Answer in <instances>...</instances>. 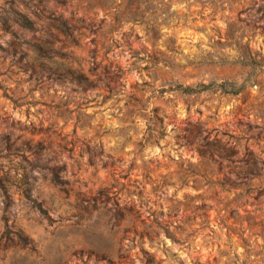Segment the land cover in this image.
Wrapping results in <instances>:
<instances>
[{"label":"rangeland","instance_id":"374dc122","mask_svg":"<svg viewBox=\"0 0 264 264\" xmlns=\"http://www.w3.org/2000/svg\"><path fill=\"white\" fill-rule=\"evenodd\" d=\"M0 264H264V0H0Z\"/></svg>","mask_w":264,"mask_h":264},{"label":"trees","instance_id":"16d2710c","mask_svg":"<svg viewBox=\"0 0 264 264\" xmlns=\"http://www.w3.org/2000/svg\"><path fill=\"white\" fill-rule=\"evenodd\" d=\"M226 82H227V80L225 79V80L222 82V84H219L220 87H222V88L224 89V91H228L227 88H224L225 85H226ZM183 91H184V92L191 93V92H195V91H197V89L194 88V87L191 86V85H187V86H185V88H184Z\"/></svg>","mask_w":264,"mask_h":264}]
</instances>
